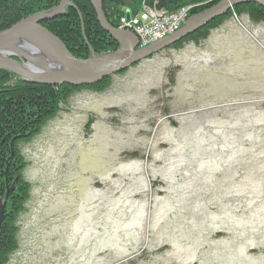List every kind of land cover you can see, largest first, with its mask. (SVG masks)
Segmentation results:
<instances>
[{
  "label": "rangeland",
  "instance_id": "rangeland-1",
  "mask_svg": "<svg viewBox=\"0 0 264 264\" xmlns=\"http://www.w3.org/2000/svg\"><path fill=\"white\" fill-rule=\"evenodd\" d=\"M111 80L21 144L7 264H264V22L234 14Z\"/></svg>",
  "mask_w": 264,
  "mask_h": 264
},
{
  "label": "trees",
  "instance_id": "trees-1",
  "mask_svg": "<svg viewBox=\"0 0 264 264\" xmlns=\"http://www.w3.org/2000/svg\"><path fill=\"white\" fill-rule=\"evenodd\" d=\"M61 0H0V32L21 19L57 6ZM76 8L66 7L65 15L41 24L55 33L75 56L87 58L96 53L115 51L119 43L100 25L89 0H71ZM221 0H103V11L108 22L120 26V17L135 15L144 6L174 12L187 4H194L190 13H200ZM247 14L255 22H264V7L255 2L242 3L226 14L215 18L204 27L175 42L169 47L180 49L187 42L206 39L232 15ZM126 70L121 71L124 73ZM111 76L90 86L68 83L49 85L31 83L15 74L0 69V201L7 196L6 212L0 227V264H7L18 249V217L25 210L31 184L24 176L26 160L21 144L39 133L47 121L53 119L74 93L84 88L104 91L110 87ZM90 124V123H89ZM88 124V126H89ZM128 154V153H127ZM137 154L133 152L131 156ZM15 185L12 187V183Z\"/></svg>",
  "mask_w": 264,
  "mask_h": 264
},
{
  "label": "water",
  "instance_id": "water-1",
  "mask_svg": "<svg viewBox=\"0 0 264 264\" xmlns=\"http://www.w3.org/2000/svg\"><path fill=\"white\" fill-rule=\"evenodd\" d=\"M89 1L96 11L101 27L119 43V48L115 52L97 54L91 50V55L86 59L71 54L65 44L41 24L42 21L64 15L68 6L76 8L71 0H61L57 6L23 18L0 32V67L19 74L23 80L31 83L55 86L64 83L73 86L94 84L171 46L215 18L226 14L236 5L255 2L264 7V0H221L203 12L190 16L175 33L143 48H137L139 40L133 32L114 27L108 22L103 11V0ZM2 51L6 53L7 58L2 57ZM18 54L27 59L30 66L20 65L8 58V55ZM34 66H41L44 70L33 74L26 69ZM14 185L13 182L12 187ZM6 204L7 196L4 201H0V227L6 212Z\"/></svg>",
  "mask_w": 264,
  "mask_h": 264
},
{
  "label": "built area",
  "instance_id": "built-area-1",
  "mask_svg": "<svg viewBox=\"0 0 264 264\" xmlns=\"http://www.w3.org/2000/svg\"><path fill=\"white\" fill-rule=\"evenodd\" d=\"M187 15L188 10L164 14L163 9L148 8L138 16L122 17L120 28L132 29L138 37L139 45L144 47L179 30Z\"/></svg>",
  "mask_w": 264,
  "mask_h": 264
},
{
  "label": "bare ground",
  "instance_id": "bare-ground-1",
  "mask_svg": "<svg viewBox=\"0 0 264 264\" xmlns=\"http://www.w3.org/2000/svg\"><path fill=\"white\" fill-rule=\"evenodd\" d=\"M74 4V3H73ZM148 8H151V7H147V6H144L142 9H140V11H138L134 16H138L139 14H141L142 12H144L146 9H148ZM152 9H159V8H156V7H152ZM186 10H187V7H185V6H182L181 8H179L178 10H176V11H174V12H169V11H167V10H165V9H163V13L164 14H173V13H177V12H186ZM189 13V12H188ZM121 20H122V16L120 17V19H119V21L121 22ZM127 30H129V31H131V32H133L134 34H135V32L132 30V29H129V28H127ZM21 42V41H20ZM6 52V51H5ZM8 52H9V50H7V54H8ZM2 53H3V51H2ZM2 57L3 58H7V55H6V53H3L2 54ZM6 61H8L7 59H5ZM27 70H29L31 73H33V74H38V73H41L44 69L41 67V66H34V67H27L26 68ZM29 73V72H28ZM30 74V73H29ZM28 74V75H29ZM30 76H33V75H30Z\"/></svg>",
  "mask_w": 264,
  "mask_h": 264
},
{
  "label": "crops",
  "instance_id": "crops-1",
  "mask_svg": "<svg viewBox=\"0 0 264 264\" xmlns=\"http://www.w3.org/2000/svg\"><path fill=\"white\" fill-rule=\"evenodd\" d=\"M151 158H155V156L154 157H151ZM148 164H149V161H148ZM155 164H156V166L159 165L160 164V161L155 162L154 164L151 165V167H153ZM189 199H191V197ZM207 229H208L207 230V234H209V232H212L209 226L207 227Z\"/></svg>",
  "mask_w": 264,
  "mask_h": 264
}]
</instances>
